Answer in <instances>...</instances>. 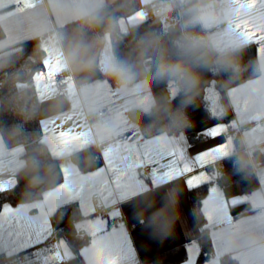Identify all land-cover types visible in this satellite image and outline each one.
I'll return each mask as SVG.
<instances>
[{
    "label": "clouds",
    "instance_id": "obj_1",
    "mask_svg": "<svg viewBox=\"0 0 264 264\" xmlns=\"http://www.w3.org/2000/svg\"><path fill=\"white\" fill-rule=\"evenodd\" d=\"M117 13L127 22L121 24ZM149 18L160 25L159 31L142 34L134 56L116 55L108 35L117 31L127 35ZM237 22L264 27V0H36L35 10L27 16L26 38L37 41L35 54L41 63L59 60L57 75L61 79L36 78L34 84H21L15 99L17 114L27 120L42 113L43 123L56 128L78 125L82 136L76 147L95 150L105 158L115 150L125 127L140 131L139 118L127 115L130 110L121 112L118 120L106 113L109 92L151 99L158 118L166 120L170 130L186 128L190 126L186 109L200 95L203 74L214 69H230L236 74L244 71L239 54L249 40L243 32L232 30ZM67 24L76 25L74 33L65 35L59 30ZM220 25L229 27L216 30ZM0 28L8 30L9 22L0 19ZM98 28H103V36L95 41L86 39L88 31ZM11 43V39L0 41V50ZM8 54L0 52V69L6 67ZM259 71L264 73V62ZM97 72L102 79L93 80ZM165 81H175L177 86L160 103L153 88ZM257 83L247 80L229 89L230 105L243 98L255 111L264 112V88ZM178 92H183V98L174 108L171 101ZM256 119L254 116L233 134L220 158H231L237 172L264 175V123L258 124ZM53 155L65 172L79 178L71 161V145ZM45 156L46 147L40 146L26 159L7 161L0 148V176L23 172L29 188L51 183L55 177L43 162ZM85 200L91 207L97 198ZM37 208L38 203L21 202L17 211L22 219L33 221L39 217L29 212ZM251 208L254 214L238 223L224 217L214 224L220 253L233 257L237 264H264V188L252 194ZM167 227H171L170 221ZM56 256L59 258V253Z\"/></svg>",
    "mask_w": 264,
    "mask_h": 264
},
{
    "label": "crops",
    "instance_id": "obj_2",
    "mask_svg": "<svg viewBox=\"0 0 264 264\" xmlns=\"http://www.w3.org/2000/svg\"><path fill=\"white\" fill-rule=\"evenodd\" d=\"M25 3L31 4V7H25ZM36 0H0V19L9 22V28L4 31V37L0 41L7 42L9 39L12 43L8 48L0 50V52H10L16 49L22 43L32 40L27 39V16L35 10ZM150 19V18H149ZM148 20V19H147ZM145 21V20H144ZM143 22V21H141ZM140 22V23H141ZM239 23V22H237ZM237 23L231 26L232 30L243 32L242 28H237ZM253 28L264 29L262 26L248 24ZM228 25H220L216 30H223ZM65 35L75 32L76 25L67 24L59 29ZM246 36V34L244 33ZM101 35L97 30H91L86 33V39L89 41L97 40ZM249 44L256 49L259 65L264 62V53L259 50V45L255 39H248ZM45 66V64H44ZM49 69L45 67L43 73L48 80ZM57 71L52 77L55 82ZM93 80L102 79L97 72ZM257 81L259 88H264V73L250 79ZM238 85L225 88L218 91L214 86L208 89L206 100L203 103H196L186 109L190 126L177 135L169 133H159L153 136H146L141 128L139 132L129 130L125 127L124 131L118 137V144L112 154L106 159L99 152L91 150L95 154H100L101 161L84 169L78 162L77 157L84 155L86 152L71 144L73 147L72 163L75 165L78 179L72 172H63V180L58 185L44 192L40 199L26 202L38 203L40 208L31 209L30 216L39 217L38 220L28 221L21 218V214L17 211L18 204L6 203L0 209V215L3 214V208L11 209V216L4 215L3 234H0V258L7 257L12 259L15 264H59L69 261L75 257V253L69 246L63 236H57L54 230L51 217L65 204H76L79 206L82 218L76 222V228L82 233H86L90 237V242L80 250V255L86 264H103V254L100 249V242L113 232L116 234L118 243L111 249V257L116 264H143V262L161 253L173 246L183 244L186 248L195 245L200 253V243L198 237L200 229L196 222L194 212L189 200L190 191L185 185L186 177L176 178L169 181L156 183L153 180V165L147 160L136 166L137 155L156 156L157 150L161 144L168 145H186L187 147L196 146L203 147L204 139L200 134L194 135V129L204 124H212L218 122V126L225 127L227 130L223 138H217L214 143H221L223 152L228 149L229 141L233 134L241 127L245 126V122L257 117L256 123L264 122V112L254 110L252 104L247 111H238L240 105L246 99L236 105H230L228 90ZM152 100L141 98L131 93L127 96H117L109 92V99L105 105L106 113L110 114L114 119H119V114L125 110H130L127 115L131 117L132 111L150 112ZM41 126L43 131V142L47 145L53 158L54 151L62 147H54L49 140L52 130L57 133L67 131L69 127L56 128L55 125L49 126L43 123L45 116L41 113ZM49 129L46 134L45 128ZM74 133H79L81 128L78 125L71 127ZM235 142V141H233ZM0 148L4 153L7 161L16 159H24L23 155L25 147L18 145L15 147L6 146L2 135L0 134ZM153 149V150H149ZM94 154V155H95ZM189 155L193 152L189 151ZM228 157L220 158L217 155L211 162L201 171L207 176V181L201 184L206 186V192L202 199V212L210 228L212 241L214 245L215 257L206 259L204 262L197 264H221V258L229 256L221 254L218 248L217 236L218 228L214 226L219 219L227 217L233 224L238 223L241 219L254 214L251 208L252 194L260 188H264V175L257 174L259 187L254 190L243 192L239 195L227 197L222 187L218 184L216 177H211L208 169L213 165L223 162ZM118 166L119 171L131 180V186L127 180L117 181L112 177L109 170V163ZM149 167L150 171L145 174L144 169ZM17 174H8L0 176V193L9 191L17 185ZM99 174V175H97ZM88 177H92L88 180ZM67 185V190L80 189L79 195L75 199L68 201L56 200V192ZM111 193V195H109ZM99 195L97 201L90 207L85 197ZM56 201L53 204V201ZM99 205H97V203ZM242 205H248L252 212L241 217L232 215V208ZM163 210V211H162ZM161 215H157L161 213ZM144 219L145 223L139 226V221ZM16 221L20 222L19 224ZM116 221L117 224L110 228V222ZM171 222V227H167V223ZM37 229L41 225H46V231L42 239L34 242L28 248H21L17 243L13 234L24 233L27 231L25 227ZM59 253V258L56 254ZM231 257V256H230ZM233 258V257H232ZM234 259V258H233ZM182 264H185L183 262Z\"/></svg>",
    "mask_w": 264,
    "mask_h": 264
},
{
    "label": "trees",
    "instance_id": "obj_3",
    "mask_svg": "<svg viewBox=\"0 0 264 264\" xmlns=\"http://www.w3.org/2000/svg\"><path fill=\"white\" fill-rule=\"evenodd\" d=\"M117 16L122 17L120 20L121 24L127 22V18L123 17V14L117 13ZM159 28L160 25L153 23L150 18L139 23L138 27L127 35L120 34L117 31L108 35L107 39L112 44L116 55L120 57L134 56L133 49L138 38L146 32H158ZM96 30L101 36L104 35L103 28ZM3 37L4 31L0 28V39ZM36 44L37 41L32 39L8 52L9 54L5 57L6 67L0 69V134L6 146L12 148L23 145L25 147L24 159L38 147L45 146L46 156L43 162L52 168L55 178L51 183L45 182L38 187L29 188L25 174L23 172L18 173L17 185L9 191L0 193V209L6 203L20 204L21 202H31L40 199L44 192L61 183L64 177L59 161L53 158L47 145L43 142L40 114L26 120L18 115L16 110L15 99L20 85L34 84L37 75L43 73L45 69L44 64L41 63L39 57L35 54ZM239 59L244 65L242 73L236 74L230 69H214L203 74L201 92L195 98L194 104L205 102L208 89L211 86H214L218 91H222L225 88L234 87L261 74L256 49L253 45L245 47L239 54ZM176 86L175 81L160 83L153 88L154 97L160 103H164V98H167ZM182 98L183 92H178L175 99L171 101L172 106L174 108L179 107ZM130 115L132 118H139V126L146 136H153L159 133L177 135L189 127L179 130L172 128L170 130L167 121L159 119L154 108L147 113L132 111ZM18 128L22 129V131H17ZM94 154L92 151L86 152L84 155L77 157V160L86 169L87 163L82 158L85 156L94 157ZM261 159L264 160V157ZM93 164L95 165L96 163L92 161L91 166ZM216 180L227 197L236 196L259 187L256 173L250 171L237 172L231 158L222 162V169L217 174ZM205 192L206 186H202L190 191L189 194L194 216L200 229L198 237L201 248L199 263L204 262L208 256L210 258L215 257L211 231L202 212L201 204ZM231 211L236 218L251 213L252 209L248 205H242L232 208ZM81 218L82 214L79 206L73 203L62 205L51 217L57 236H63L75 253L73 259L59 264H86L80 255V250L90 242V237L76 228V222ZM186 258V247L183 244H179L146 259L143 264H182L186 261ZM221 264H237V262L232 257L225 256L221 258Z\"/></svg>",
    "mask_w": 264,
    "mask_h": 264
},
{
    "label": "snow or ice",
    "instance_id": "obj_4",
    "mask_svg": "<svg viewBox=\"0 0 264 264\" xmlns=\"http://www.w3.org/2000/svg\"><path fill=\"white\" fill-rule=\"evenodd\" d=\"M31 4L25 3V7H31ZM237 28H242L246 34V38L255 39L259 45V50L264 53V29L253 28V26L248 25L244 22L237 23ZM45 67L49 69L48 80L52 81V77L55 72L59 70V60L55 61H45ZM38 81H43L45 79L44 73L37 75ZM251 107V102L249 100L243 101L238 105V111H247ZM225 127L218 126V122L212 124H204L199 128L194 129V135L200 134V137L204 139L202 145L203 147L196 146L187 147L186 145H168L167 143L161 144L157 150L156 156H144L141 157L137 155L136 166H140L145 159L148 163L153 165V180L156 183L163 181H169L176 178L186 177L185 185L188 189H195L201 184L207 181V176L204 174L202 169L207 166L212 159L223 152L221 148V143H214L217 138H223L226 132ZM46 134L49 133V129L45 128ZM82 134L74 133L72 129L67 131H61L57 133L52 130L50 136L48 137L50 142L54 147H63L65 145H71L78 143L81 139ZM189 151L193 154L189 155ZM108 157H106L107 159ZM109 170L112 173V177L117 180H127L131 186V180L129 177H125L118 169V166L109 163ZM91 180L92 177H88ZM80 189L77 190H67V185L62 189H58L56 192V200L68 201L75 199L79 195ZM55 200L53 204H55ZM3 214L11 216V209L8 207L3 208ZM4 215H0V234H3V223ZM17 224L20 222L16 221ZM27 231L24 233L13 234L17 243L21 248H28L34 242H38L42 239L46 231V225H41L37 229H33L25 225ZM118 243L116 240V234L113 232L110 236L105 237L100 242V249L103 254V264H116L115 260L111 257V249ZM187 258L185 264H197V258L200 255L199 249L195 245H191L186 248ZM215 264V262H213Z\"/></svg>",
    "mask_w": 264,
    "mask_h": 264
},
{
    "label": "built area",
    "instance_id": "obj_5",
    "mask_svg": "<svg viewBox=\"0 0 264 264\" xmlns=\"http://www.w3.org/2000/svg\"><path fill=\"white\" fill-rule=\"evenodd\" d=\"M44 75H45V74H44ZM45 76H46V75H45ZM54 79H55V82H58V81L61 79V77H60L59 75H56ZM260 123H264V122H260ZM260 123H259V124H260ZM100 161H101V156H100V154H95V155H94V158H93V162H94V163H99ZM221 169H222V162L217 163V164L213 165L212 167H210V168L208 169V173H209V175H210L211 177H216L217 174L221 172ZM149 171H150V168H149V167H147V168L144 169V173H145V174H147ZM94 197H96L97 200H98L99 195L97 194V195H95ZM97 200H96V201H97ZM96 203H97V205H99L98 202H96ZM144 223H145V220H144V219L140 220V221H139V226L143 225ZM116 224H117L116 221H112V222H110V228H113L114 226H116ZM0 264H15V262H14L12 259H10V258L3 257V258H0Z\"/></svg>",
    "mask_w": 264,
    "mask_h": 264
},
{
    "label": "water",
    "instance_id": "obj_6",
    "mask_svg": "<svg viewBox=\"0 0 264 264\" xmlns=\"http://www.w3.org/2000/svg\"><path fill=\"white\" fill-rule=\"evenodd\" d=\"M93 158L92 156H85L82 158V160H84L86 163H87V168H89L92 164V161H93ZM210 257L208 256L207 259H209Z\"/></svg>",
    "mask_w": 264,
    "mask_h": 264
},
{
    "label": "rangeland",
    "instance_id": "obj_7",
    "mask_svg": "<svg viewBox=\"0 0 264 264\" xmlns=\"http://www.w3.org/2000/svg\"><path fill=\"white\" fill-rule=\"evenodd\" d=\"M127 21V20H126Z\"/></svg>",
    "mask_w": 264,
    "mask_h": 264
}]
</instances>
